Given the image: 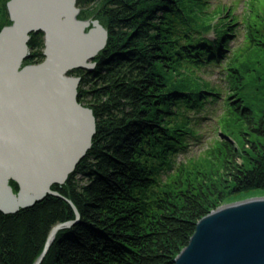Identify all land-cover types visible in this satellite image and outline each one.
I'll return each instance as SVG.
<instances>
[{
    "label": "trees",
    "instance_id": "1",
    "mask_svg": "<svg viewBox=\"0 0 264 264\" xmlns=\"http://www.w3.org/2000/svg\"><path fill=\"white\" fill-rule=\"evenodd\" d=\"M9 1L0 0V32L12 24ZM187 1L201 3L194 15ZM92 3L100 4L94 13L108 42L93 70L70 73L81 77L78 100L96 118L92 147L67 181L52 187L60 197L0 213V264H35L52 229L76 219L67 199L80 220L58 232L41 264H175L202 218L234 196L264 191V106L257 116L242 98L226 111V119L244 126L242 137L217 140L207 153L205 163L220 161L223 170L193 179L190 172H201L203 162L189 161L173 171L196 131L187 113L202 110L212 94L172 73L181 75L186 62L219 65L238 90L250 69L225 57L228 33L221 25L232 15L214 21L218 13L207 14L203 0H79L80 19ZM245 38L251 48L264 45V27L247 23ZM44 46V33H33L24 64L44 61ZM261 92L264 102V81ZM10 183L17 193L19 185Z\"/></svg>",
    "mask_w": 264,
    "mask_h": 264
},
{
    "label": "water",
    "instance_id": "2",
    "mask_svg": "<svg viewBox=\"0 0 264 264\" xmlns=\"http://www.w3.org/2000/svg\"><path fill=\"white\" fill-rule=\"evenodd\" d=\"M79 0H10L11 25L0 32V213L13 214L64 184L92 147L93 110L78 100L76 69L93 70L108 31L99 20L79 18ZM44 33V61L30 57L33 33ZM11 181L19 185L17 193ZM56 225L35 264L59 231ZM175 264H264V198L219 207L198 224Z\"/></svg>",
    "mask_w": 264,
    "mask_h": 264
},
{
    "label": "rangeland",
    "instance_id": "3",
    "mask_svg": "<svg viewBox=\"0 0 264 264\" xmlns=\"http://www.w3.org/2000/svg\"><path fill=\"white\" fill-rule=\"evenodd\" d=\"M216 1L203 0V5L207 4V14L218 13V16L215 15L214 21L222 17L221 15H225V13H230L233 17L229 20L227 26L221 25L225 30L227 29L228 33V47L225 48V57H238L239 59L234 64L235 67L248 64L250 69L244 74L238 90H233V88L229 87L225 80L226 75L221 73L219 65L214 66L203 63L200 66L193 65V67L186 62V65L183 64L177 70L181 75H177L175 72L172 73L174 80L180 78L183 81L184 79L188 81L193 80V85L200 86L203 91L212 94L202 110L187 113L188 118L196 119V121H192L195 127L194 131H196L192 135V138H189L185 153H180L174 158L173 171L179 169L180 164H185L189 161L203 162V164H200L201 172L198 170L190 172L191 178L193 179L201 178L203 172L213 171L212 173L215 174L217 171L220 172L223 170V164L220 161L211 160L205 163L207 157H209L207 156L208 151L214 147L217 140L221 141L224 137L229 136H236V138L242 137L244 126L235 118L226 119L227 106L231 103H236L238 98H242L248 101L257 116L264 106L261 92V85L264 81V45L251 48L247 43L249 39L245 38L247 23L255 28L264 27V0H219L227 6L231 5L234 8L233 10L222 9L220 11H215ZM200 4L198 1L195 3L190 1L184 2V6L192 11V15L195 14L193 12L194 8ZM99 5V3H92L88 10L85 11L86 15L84 14L85 18L82 20L91 22L99 20V15L94 13ZM82 10L80 8L79 18L82 12H84ZM223 24L226 25V23ZM205 39L208 41L216 40L212 34L205 36ZM223 63L226 64L225 61ZM232 140L234 142V139ZM240 145H242L241 142ZM239 162L242 163V160L240 159ZM167 175L168 173H164L163 178ZM259 196H264V191H255L234 196L224 205L243 202L249 198Z\"/></svg>",
    "mask_w": 264,
    "mask_h": 264
},
{
    "label": "bare ground",
    "instance_id": "4",
    "mask_svg": "<svg viewBox=\"0 0 264 264\" xmlns=\"http://www.w3.org/2000/svg\"><path fill=\"white\" fill-rule=\"evenodd\" d=\"M260 198H264V196H261V197H260V196H259V197H253V198H249L248 200H250V199H251V200H254V199H260ZM225 206H226V205H225Z\"/></svg>",
    "mask_w": 264,
    "mask_h": 264
}]
</instances>
